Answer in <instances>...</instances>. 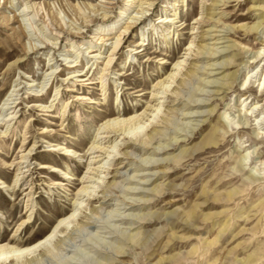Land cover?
Wrapping results in <instances>:
<instances>
[{
    "label": "rangeland",
    "instance_id": "374dc122",
    "mask_svg": "<svg viewBox=\"0 0 264 264\" xmlns=\"http://www.w3.org/2000/svg\"><path fill=\"white\" fill-rule=\"evenodd\" d=\"M152 2L136 20L135 1L119 17V8L130 1L0 0V106L10 93L16 99L15 108L8 111L15 116L0 127L1 131L8 127L5 136L0 134V172L7 175V184L13 183L17 163L22 161L21 147L35 144L22 165L28 167L22 168L16 195L0 189V238H8L30 213L18 240L33 241L48 234L70 208L86 171L89 180L99 181L97 176L112 180L107 171L99 174L101 169L86 168L106 154L90 150L85 157L77 156L87 150L105 117L118 109L140 114L151 104L160 105L148 122L144 117L124 124L99 141L108 146L112 136L119 144L126 133L131 136L128 132L136 131L133 139L143 147L145 133L153 125L160 129L157 140L148 144L151 149H129V155L123 156L115 154L122 147L117 146L101 161L113 157L108 171L120 169L116 185L101 182L95 188L94 197L103 195L104 203L91 199L90 206L84 201L78 220L58 233L45 251L30 253L18 264H264V10L257 8L264 0L218 3L211 10L213 19L204 22L209 0ZM172 15L177 22L171 28L159 22L161 16ZM116 20H120L118 28L128 23L133 27L100 80L103 59L92 64L95 60H90L86 48H103L97 38ZM254 23L255 33L239 28ZM211 27L218 31L209 32L204 43L209 48L214 39L221 43L203 55H221L215 65L197 56L199 71L186 77L175 95L159 93L152 102L153 85L182 57L179 77L190 62L189 44L194 48L199 35ZM112 42L105 41V47ZM258 51L260 56L255 57ZM76 57L77 66L68 68ZM17 58L24 60L15 68L12 63ZM48 63L56 67L51 76L46 75ZM120 71L123 76H118ZM81 72H87L85 79L90 80L71 77ZM174 85L170 82L168 90ZM51 104L45 111L43 106ZM44 131L48 139L42 137ZM102 136L106 134L97 135ZM57 143L78 151L65 157L62 150H52ZM162 147L167 150L163 154ZM153 148L160 154H154ZM47 160L48 168L41 169ZM50 166L57 171H50ZM64 171L70 179L56 187L58 174ZM30 189L32 200L27 203ZM30 203L32 209L26 212ZM3 259L1 264H10Z\"/></svg>",
    "mask_w": 264,
    "mask_h": 264
},
{
    "label": "bare ground",
    "instance_id": "6f19581e",
    "mask_svg": "<svg viewBox=\"0 0 264 264\" xmlns=\"http://www.w3.org/2000/svg\"><path fill=\"white\" fill-rule=\"evenodd\" d=\"M130 1V4H126L124 7H120L118 10V14L119 17L120 15L125 13V10H127V6L133 4V1H135V3L138 6V10L136 11V15L134 14L133 18L136 20H139L142 15H144V12L147 10V7L152 6V0H128ZM210 4L209 7L206 8V15L203 18V22L206 19L207 21L212 20L214 17V11L211 12V10H214L216 8H218L219 4L221 3V5H223L225 2L231 1V0H209ZM134 3V4H135ZM219 3V4H218ZM91 4H87V7H90ZM260 10H264V5H260L257 7ZM35 9V8H34ZM94 9V8H93ZM38 10V9H37ZM39 12V10L37 11ZM35 12V13H37ZM210 16V17H209ZM121 20V19H120ZM120 20H116L114 21V25L110 28V29H106L107 33H100L98 36V43L102 46L98 47L97 49L93 50V47H87L86 49H90V51L88 52L89 54H91L92 56L90 57L91 59H94L95 61L92 63L94 64L96 62V60L99 59H103L101 61V63L103 64L100 68V80H102L106 75H107V71L110 68V65L113 61V57L115 54H117V50H119V45L124 37V35L133 27V25L131 23L126 24V26L124 27H116V25L120 24ZM161 21L159 22H164V23H168L171 28L172 25H174L177 21H176V16H165V18L163 16L160 17ZM217 22H219V20L217 19ZM214 27V26H212ZM208 28L206 31L202 32L199 35V43H196L194 45V48L191 47V45L189 44V49L190 52H188V58H190V62L188 63L187 67H185V69L181 72L179 77H176L179 73V71H181V66H182V62L185 60L184 58H179L177 59L174 64L172 65V68L170 69V71L162 78H159L157 80V82L153 85L152 90L150 91L151 95H152V102L153 101H157L160 97L157 96V94L162 93V94H166V97H171L173 94H176V91L179 90V87L184 83L185 78L186 77H190L192 75H194L195 73H197V71H199V66L197 65V60L196 58H198L197 56H201L199 58H206L208 61H210V63H208V65H215L216 63V59L218 57H220L221 55H214V53L212 52H208V55H203L205 53V51L211 50V51H215V48L213 47L214 45L221 43L218 42V39H214L213 43H212V47L209 48L207 47V43H204V41L206 40V35H209V32L211 31H218L216 29H212ZM118 28V29H117ZM169 28V29H170ZM239 28L244 29L247 33L253 32L255 33V30L257 28V25L254 23L253 25H245L242 24L239 26ZM114 30V32H112ZM102 31H105V29H102ZM170 33V31L168 32ZM108 39H113V42L111 43L110 47L106 48L104 42L107 41ZM192 43V42H190ZM144 43H142L140 46H142ZM235 45V44H233ZM196 47V50H195ZM106 48V49H105ZM25 52L27 53L26 48L24 47ZM77 49H82V47L80 45L77 46ZM103 49V50H102ZM244 49V47L242 48ZM259 50V49H258ZM104 53V54H103ZM258 55H256L255 57H259L260 55V51H258L257 53ZM104 55V56H103ZM186 55V54H185ZM186 55V56H187ZM263 57H261L262 59ZM23 58H17L16 60L13 61L12 65L15 66V68L17 66H19L22 62H23ZM162 63L165 62V58H161ZM81 61V60H80ZM73 62L72 64L68 65V68H73L75 66H77L76 62H77V57L73 60L70 61ZM89 63V62H88ZM55 63H48V68L46 69V72L50 71L48 74V76H51L52 74L55 73L56 71V67L54 66ZM11 65V64H10ZM222 66V65H221ZM91 67V66H90ZM97 68V66H96ZM223 68V67H221ZM13 69V68H10ZM73 74L74 72H77V70H73L72 71ZM83 72V71H82ZM81 73H79V75H73L71 76L73 77H78L81 78L82 80H90L89 79H85L86 73L83 75ZM202 74L206 75V76H210L211 73H204L202 72ZM217 74V73H215ZM59 75V74H58ZM124 73H122L121 71L118 72V76H123ZM71 77H69L71 80ZM50 78L47 79V81ZM119 79V78H118ZM104 81H101V89L104 88ZM170 82H175L174 87L171 90H168V85ZM210 84H214V81L208 80L206 81ZM207 83V84H208ZM33 85H31L32 87ZM45 86V84L41 87V89H43V87ZM214 86V85H213ZM31 87H28L27 89H31ZM14 90V89H13ZM143 93H145L146 91H142ZM178 94V93H177ZM15 95V94H14ZM12 93H10L8 95V98L5 99V101L1 104L0 106V127L3 126L2 123H9L11 122V120L13 119L14 115V111H10L9 110L15 108L14 103H15V98H13L14 96ZM248 97H245L244 100H246ZM85 98H83L84 100ZM55 99L52 100V103L54 102ZM67 104V103H66ZM66 104L65 106H62L63 109L66 108ZM44 108L47 107V109L45 111H49V109L52 107V104L49 106H43ZM150 109L146 108L145 110H143L140 114H137V110H135L133 113H127V110H123V109H118L114 112L109 113V115H107L105 117V120L100 124V126L98 127V131L96 133V135L93 137V140L91 142V144L89 145V147L87 148V150L84 152L83 155H77L80 158L85 157L86 154H88V151H92L90 153H94V152H102L101 154H106L105 157H103L102 159H98V160H94V162L92 163L91 161L87 164L86 168L87 170H92L96 168L101 169V170H97V172L100 173H104L107 171L106 175H110L109 178H112V180H107V181H103V178L100 176H97L99 181H96L94 179L89 180V176H86L87 171L85 172L84 176L80 179L79 181V188L77 189L76 193H74L73 197H72V202L70 203V208L67 210V212L63 213L59 218L56 219L55 223L53 224V226L51 227V230L48 232V234L44 235L43 237L37 239V240H25V241H19V233L21 232V226H23L24 224H27L30 222V219L32 217V213L28 214V216L22 220V222L19 223V225L16 227V229L11 233V235L8 238H0V264L2 263V259L3 260H7L9 259V263L10 264H18V261L27 257V255H29L30 253L36 252V251H45L46 248L48 247V245L52 242V240L58 236V233H62L61 231L65 230L67 225L70 223L75 222L78 215V211L82 208L83 206V202L84 201H89L90 206L93 204V200L91 201V199H97V201H101L103 202V195L98 196V197H94L96 194V189L97 187H99L100 184H104V186H114L116 185V178L117 176H119L120 174V169L119 167L115 168V169H111L110 171H108V168L113 165V157L112 159L107 160V162H101L103 159H106L108 157H110L111 155L114 154L115 150H117V146H122L120 149L117 150V152H115V154H121L123 156H128L129 155V149H140V150H148L149 148L151 149V147L148 146L149 143H152L153 140L155 139V136L160 132V129L157 128L158 125H153L146 133L144 138L141 140V142L145 145H143V147L136 145V141L137 139L134 138V135H136V131H132V132H128L131 133V136H128L127 133L126 135L122 138L123 142L117 144V141L114 139L112 140V136L108 139V143H110L108 146H101V140L106 139L107 135L110 132H117L119 131V128L121 126H123L124 124H128V123H132V122H137L140 121L141 119H143L144 117H146L147 119H145V121H149V118H151V116L156 115V112H158V110L160 109V105L157 104H151L149 105ZM154 107V108H153ZM146 110H149L152 115H149L146 113ZM172 111V110H171ZM63 112V111H62ZM12 114L14 116H12ZM8 116L9 119H6ZM193 115H186L184 116L185 118H190ZM197 116V115H196ZM195 117V116H194ZM164 119V118H163ZM162 119V120H163ZM141 128V126L139 127ZM7 129L4 131L0 130V134H2V136H5L7 134ZM100 131V132H99ZM121 132V131H120ZM101 133H105L106 136H102V137H97L98 134ZM42 134H44L42 137L44 139H48V134H46V131L42 132ZM123 134V133H122ZM258 135V134H257ZM262 137V136H261ZM25 136L23 137V141H24ZM157 140V139H156ZM154 140V141H156ZM49 141V140H48ZM53 149L54 151H63V153H61L63 156L67 157L69 156V151L73 154H76L78 150L76 149H70L69 147H65L62 145V143H57V144H53ZM137 147V148H136ZM21 148H23V155L20 157L22 159V161H19V163H17V168H16V172L14 175V180L13 183L11 184H7V175L3 174L0 172V189H6L11 196H15L16 195V186L19 185L18 182L21 178V175L24 173V171H22V168L24 167H28V165L22 166L29 158L30 155L32 154V151L35 148V144H32V146H30V148H28L27 146H22ZM107 148V149H105ZM163 149V150H162ZM162 154L165 153L167 150H165L162 147ZM154 154H160L159 149H154L152 151ZM89 153V154H90ZM34 155H36V153H34ZM88 156H86L87 158ZM96 157V156H94ZM49 163V160H47L46 162L41 163V169L43 168H48L46 166V164ZM95 163H100L98 164L96 167L91 168L90 164H95ZM122 163L121 161L119 163H117L116 165ZM163 163H157V165L155 164H151L150 166H159ZM166 164V163H165ZM50 171H57V169L55 168V166H50ZM29 170V169H28ZM69 172L64 171L62 173H59L58 176V180L52 183L55 184L56 187L61 186L62 184L65 183V181H69L70 177H69ZM145 174V173H144ZM44 176V175H43ZM105 177V176H104ZM96 178V179H97ZM88 179V180H86ZM86 180V181H85ZM84 182H90L92 183L89 185H84ZM102 182V183H101ZM95 185H98L95 187ZM28 188V187H27ZM27 188H25L24 190H26ZM103 190V188L101 189ZM154 190V188H153ZM100 191V190H99ZM129 191V189H128ZM152 191V190H151ZM101 192V191H100ZM130 192V191H129ZM133 192V191H132ZM99 193V192H98ZM102 193V192H101ZM32 193H31V189L30 191H28L25 196L27 197V203L28 201L32 200L31 197ZM104 203V202H103ZM30 207H28V204L25 205V208L28 207L27 211L31 210V203L29 205ZM101 206V205H100ZM97 206H93V209L91 210H95ZM81 211V210H80ZM81 213V212H80ZM85 215V214H84ZM81 218V217H80ZM79 223V222H78ZM61 235V234H60ZM2 237V236H1ZM133 237L129 238V240L133 239Z\"/></svg>",
    "mask_w": 264,
    "mask_h": 264
}]
</instances>
